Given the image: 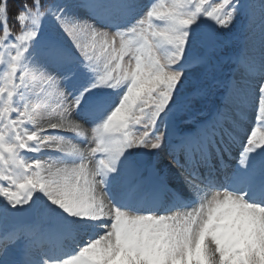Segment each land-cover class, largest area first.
I'll list each match as a JSON object with an SVG mask.
<instances>
[{"label":"snow or ice","instance_id":"snow-or-ice-1","mask_svg":"<svg viewBox=\"0 0 264 264\" xmlns=\"http://www.w3.org/2000/svg\"><path fill=\"white\" fill-rule=\"evenodd\" d=\"M0 264H264V0H0Z\"/></svg>","mask_w":264,"mask_h":264},{"label":"bare ground","instance_id":"bare-ground-1","mask_svg":"<svg viewBox=\"0 0 264 264\" xmlns=\"http://www.w3.org/2000/svg\"><path fill=\"white\" fill-rule=\"evenodd\" d=\"M46 123H47V122H45V123H43V124H46ZM50 131H51V130H50ZM66 135H70V134H67V133H66ZM185 192H187V189H185Z\"/></svg>","mask_w":264,"mask_h":264},{"label":"trees","instance_id":"trees-1","mask_svg":"<svg viewBox=\"0 0 264 264\" xmlns=\"http://www.w3.org/2000/svg\"><path fill=\"white\" fill-rule=\"evenodd\" d=\"M22 2V0H16V3H21Z\"/></svg>","mask_w":264,"mask_h":264},{"label":"rangeland","instance_id":"rangeland-1","mask_svg":"<svg viewBox=\"0 0 264 264\" xmlns=\"http://www.w3.org/2000/svg\"><path fill=\"white\" fill-rule=\"evenodd\" d=\"M45 122H48L47 120H44V121H42L41 123L43 124V123H45ZM82 146V145H81Z\"/></svg>","mask_w":264,"mask_h":264},{"label":"water","instance_id":"water-1","mask_svg":"<svg viewBox=\"0 0 264 264\" xmlns=\"http://www.w3.org/2000/svg\"><path fill=\"white\" fill-rule=\"evenodd\" d=\"M21 219L23 220V219H27L26 217H21Z\"/></svg>","mask_w":264,"mask_h":264}]
</instances>
